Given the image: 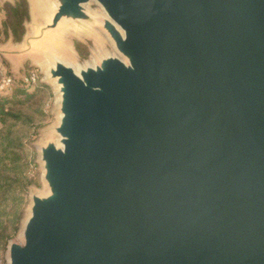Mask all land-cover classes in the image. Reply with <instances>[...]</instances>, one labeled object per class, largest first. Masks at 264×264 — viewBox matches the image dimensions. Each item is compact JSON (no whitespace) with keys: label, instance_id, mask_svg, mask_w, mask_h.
Wrapping results in <instances>:
<instances>
[{"label":"water","instance_id":"obj_1","mask_svg":"<svg viewBox=\"0 0 264 264\" xmlns=\"http://www.w3.org/2000/svg\"><path fill=\"white\" fill-rule=\"evenodd\" d=\"M95 1L26 0L57 118L7 264H264V0ZM96 21L115 54H55Z\"/></svg>","mask_w":264,"mask_h":264},{"label":"trees","instance_id":"obj_2","mask_svg":"<svg viewBox=\"0 0 264 264\" xmlns=\"http://www.w3.org/2000/svg\"><path fill=\"white\" fill-rule=\"evenodd\" d=\"M3 28L14 41L24 33V21L28 19L26 0L4 2ZM81 56L85 46L76 44ZM46 86L33 87L19 84L10 93L0 95V259L7 241L15 236L26 202L27 187L37 183V176L29 173V138L36 127L43 124L47 112Z\"/></svg>","mask_w":264,"mask_h":264},{"label":"rangeland","instance_id":"obj_3","mask_svg":"<svg viewBox=\"0 0 264 264\" xmlns=\"http://www.w3.org/2000/svg\"><path fill=\"white\" fill-rule=\"evenodd\" d=\"M4 2L5 0H0V68L5 69L14 78V88L21 84V78L26 72L31 69L37 70L39 76V81L37 82V84L41 83L45 85L47 94L46 104L44 106V110L47 112V116L45 117L43 124L35 128L34 134L29 138L27 142L30 149L29 173L31 176H37L38 182L29 185V188L27 187L26 202L23 207L21 216V218L23 219L26 215V207L29 202V191L42 193L45 190V187L40 180V170L38 163L36 162L37 152L35 145L42 142L45 137L51 135L50 127L56 122L57 114L55 110L52 109V102L54 99L52 84L50 82L40 81L44 77V68L36 64L38 63V60L42 58L41 54H36L35 52L30 53L29 58L26 60L21 57L23 55L17 56V51L20 49L19 47H17V45L20 41H14L10 37V32H6L3 28L2 22L4 19V12L2 6ZM28 3L32 11V18L43 21L41 16H38L36 14V11L42 5V0H28ZM84 5L91 11V14L95 18V20H100V18L104 15L102 8L95 0H88V2ZM30 21L31 18H28L24 27L28 32L30 31ZM63 36V47L56 51L55 54L73 66L83 64L86 61H91L94 56L115 54V50L111 44V41L97 25V21L92 24H85L82 27L69 29L68 31L64 32ZM76 44H80L81 47L85 46L86 55L84 57L81 56V54L77 50ZM10 51H14L15 53L8 54ZM18 239L19 233L13 236L11 240L17 241ZM0 264H7L5 251L3 253V259H0Z\"/></svg>","mask_w":264,"mask_h":264},{"label":"built area","instance_id":"obj_4","mask_svg":"<svg viewBox=\"0 0 264 264\" xmlns=\"http://www.w3.org/2000/svg\"><path fill=\"white\" fill-rule=\"evenodd\" d=\"M38 81L39 76L35 69L29 70L21 78V83L27 86H34ZM13 88L14 78L5 69L0 68V95L11 92Z\"/></svg>","mask_w":264,"mask_h":264}]
</instances>
